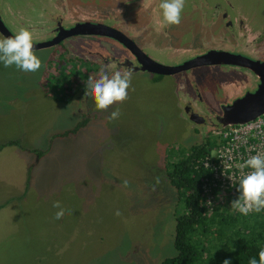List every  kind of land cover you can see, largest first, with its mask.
Listing matches in <instances>:
<instances>
[{
  "label": "rangeland",
  "instance_id": "1",
  "mask_svg": "<svg viewBox=\"0 0 264 264\" xmlns=\"http://www.w3.org/2000/svg\"><path fill=\"white\" fill-rule=\"evenodd\" d=\"M11 1L0 0L3 18L13 19ZM33 50L42 61L36 72L0 63V264H159L175 254L184 206L171 184L154 189L151 171L198 133L180 114L173 77L155 82L136 72L128 98L107 110L90 94L98 118L57 136L76 118L71 104L56 99L65 92L53 76L63 51ZM56 201L65 211L59 220Z\"/></svg>",
  "mask_w": 264,
  "mask_h": 264
},
{
  "label": "flooded vegetation",
  "instance_id": "2",
  "mask_svg": "<svg viewBox=\"0 0 264 264\" xmlns=\"http://www.w3.org/2000/svg\"><path fill=\"white\" fill-rule=\"evenodd\" d=\"M161 2L12 0L7 9L13 19L3 18L0 11L13 34L28 28L32 42L42 43L33 49L63 51L57 63L63 68L53 76L57 91L65 92L56 99L71 104L76 118L57 136L75 135L98 118L87 105L91 93L86 95V81L98 77L101 69L112 73L130 68L132 74L144 73L155 82L173 77L178 109L196 128L197 142H202L201 133L204 141L221 126L218 117L225 105L258 88L264 76V0H185L179 25L164 22ZM159 67L176 72L154 71ZM70 71L74 73L69 75ZM62 75L67 84L59 81ZM193 113L197 121L191 118ZM168 158L164 155L165 164L151 171L156 190L164 183L177 190L167 167L174 158Z\"/></svg>",
  "mask_w": 264,
  "mask_h": 264
},
{
  "label": "trees",
  "instance_id": "3",
  "mask_svg": "<svg viewBox=\"0 0 264 264\" xmlns=\"http://www.w3.org/2000/svg\"><path fill=\"white\" fill-rule=\"evenodd\" d=\"M208 135L178 150L176 158L169 156L174 159L167 167L184 209L176 215V253L164 256L159 264H223L226 259L231 264H249L253 257L259 261V251L264 249V210L245 216L232 204H218L211 210L204 204L201 183L210 171L202 160L215 146Z\"/></svg>",
  "mask_w": 264,
  "mask_h": 264
},
{
  "label": "clouds",
  "instance_id": "4",
  "mask_svg": "<svg viewBox=\"0 0 264 264\" xmlns=\"http://www.w3.org/2000/svg\"><path fill=\"white\" fill-rule=\"evenodd\" d=\"M184 4L185 0H162L159 7L162 10L164 22L168 25H179ZM0 63H3L4 67L15 65L17 69L25 72H36L41 68L42 61L34 53L32 32L28 28H21L16 35L0 39ZM132 72L130 68H123L112 73L101 69L98 77H88L86 95L90 91L96 108L107 110L114 103L123 102L128 98ZM119 115L120 111L117 109L111 113L109 119H117ZM228 158L231 159V150L228 151ZM238 167L241 170L248 167L253 171L241 176L238 189L241 195L238 200L232 202L231 207L245 216L251 212L259 213L264 210V154L251 156ZM231 179L234 182L233 177ZM123 186H128L127 180L123 181ZM53 207L59 209L55 219H61L65 214L61 203L56 201ZM116 215L119 216L121 213L117 211ZM223 264H231V261L226 259ZM249 264H264V249L259 251V261L253 257Z\"/></svg>",
  "mask_w": 264,
  "mask_h": 264
},
{
  "label": "built area",
  "instance_id": "5",
  "mask_svg": "<svg viewBox=\"0 0 264 264\" xmlns=\"http://www.w3.org/2000/svg\"><path fill=\"white\" fill-rule=\"evenodd\" d=\"M211 134L215 146L202 160V165L210 172L201 183L204 204L209 210L215 205L232 204L234 199H239V180L253 170L248 167L241 170L238 166L251 156L264 154V114L245 123L219 126ZM229 150L231 159L228 158Z\"/></svg>",
  "mask_w": 264,
  "mask_h": 264
},
{
  "label": "water",
  "instance_id": "6",
  "mask_svg": "<svg viewBox=\"0 0 264 264\" xmlns=\"http://www.w3.org/2000/svg\"><path fill=\"white\" fill-rule=\"evenodd\" d=\"M0 31L6 36H14L8 27L5 25L3 20L0 18ZM33 43V48L40 47L42 43ZM206 57L210 56V53L205 54ZM221 56L220 54H216ZM204 56V55H203ZM154 71L161 73H174L176 70L173 68H154ZM264 114V76H260V82L258 83V88L254 92H246L242 97L234 99V101L223 107V110L219 112V121L221 126L233 123H245L254 119L255 117ZM193 113L191 118L195 119ZM203 134H200L199 141H203Z\"/></svg>",
  "mask_w": 264,
  "mask_h": 264
}]
</instances>
